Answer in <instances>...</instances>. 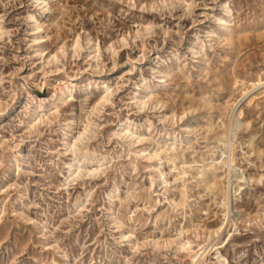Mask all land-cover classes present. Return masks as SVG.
I'll list each match as a JSON object with an SVG mask.
<instances>
[{"label":"rangeland","instance_id":"rangeland-1","mask_svg":"<svg viewBox=\"0 0 264 264\" xmlns=\"http://www.w3.org/2000/svg\"><path fill=\"white\" fill-rule=\"evenodd\" d=\"M0 22V264H264V0H0Z\"/></svg>","mask_w":264,"mask_h":264},{"label":"bare ground","instance_id":"bare-ground-1","mask_svg":"<svg viewBox=\"0 0 264 264\" xmlns=\"http://www.w3.org/2000/svg\"><path fill=\"white\" fill-rule=\"evenodd\" d=\"M42 1V0H41ZM43 2H47V0H43ZM225 11V14L221 17L218 18V26H217V29H218V32L217 33H227L224 38L228 39L230 37L233 36V33H232V29L230 28V19H231V16H232V9L229 5H227L224 9ZM43 27V23L42 22H39V24L37 25V29H42ZM4 31H3V26L1 25V22H0V38L2 37ZM163 73L162 77H166L169 75V71H168V68L164 69L161 71ZM148 85L145 87L146 89H148ZM249 94V93H247ZM246 94V95H247ZM42 105L39 106V110H37L36 112L38 113L39 111L42 110ZM11 106L6 108V110L4 111H10L11 110ZM237 109V110H236ZM3 109L0 108V114L2 113ZM234 111L236 112V115L238 116H241L242 115V110H239L236 105H235V109ZM229 205H230V202H229ZM228 205V206H229ZM230 207V206H229ZM226 208L227 205H226ZM229 209V208H228ZM190 245V242L187 241L186 243H180L181 247L183 249H186L187 246L186 245ZM218 253V259L219 261L222 263L223 259H224V256L222 255V253L220 251L217 252ZM200 253L198 251H196L194 254H193V258L195 259L197 257V255H199Z\"/></svg>","mask_w":264,"mask_h":264}]
</instances>
